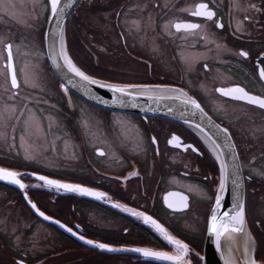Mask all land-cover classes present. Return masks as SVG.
Listing matches in <instances>:
<instances>
[{
	"label": "flooded vegetation",
	"instance_id": "flooded-vegetation-1",
	"mask_svg": "<svg viewBox=\"0 0 264 264\" xmlns=\"http://www.w3.org/2000/svg\"><path fill=\"white\" fill-rule=\"evenodd\" d=\"M41 3L39 11L33 0H0V168L17 172L24 184L23 192L0 184V264H169L130 251L148 248L171 255L175 246L117 204L156 220L188 245L185 264H201L220 183L212 152L182 124L111 112L81 100L62 88L51 70L50 89L41 88L37 81L44 79L38 77L37 88H25L35 81L23 76L24 64L33 58L23 64L24 45L38 43L44 50L49 7L48 0ZM201 3L214 13L212 20L191 15ZM88 14L100 16L101 24L86 20ZM176 23L201 27L177 31ZM71 32L80 38L72 39ZM66 38L71 60L91 78L180 89L228 131L244 178L253 258L264 264V109L217 91L243 88L264 99V0H82L67 20ZM44 61L48 65L46 56ZM44 111L62 127L59 133H66L68 167L53 162L56 149L44 156L23 152L28 128L37 127L25 119L27 113L50 134ZM173 136L179 147L169 143ZM29 174L104 197L62 192ZM24 196L49 219L38 216ZM181 197L187 198V208Z\"/></svg>",
	"mask_w": 264,
	"mask_h": 264
},
{
	"label": "water",
	"instance_id": "water-1",
	"mask_svg": "<svg viewBox=\"0 0 264 264\" xmlns=\"http://www.w3.org/2000/svg\"><path fill=\"white\" fill-rule=\"evenodd\" d=\"M81 1L82 0H60L58 10L56 14L53 15L50 0H48L49 10L44 31V50L49 67L54 76L59 81L62 88L71 91L75 96L91 105L111 112L173 121L190 128L197 134L203 144L212 152L220 173L219 187L214 204L208 216L204 247L202 256L200 257L201 264H229L226 260L227 254L234 257L236 264H246L242 257V242L244 238H251V235L248 230L245 214V184L237 150L230 134L225 128L218 125L196 100L197 104L200 105L199 109L193 107L191 103H185L189 98L191 100L194 99L180 89L166 86L110 83L93 79L84 73L91 80L97 81V83L93 84L82 80L79 76L71 72L61 52V39L63 40V53L71 60L66 47V21L71 12ZM72 63L74 65L73 61ZM101 84L123 88L127 94L113 92L110 87L99 86ZM221 129L226 130V133ZM29 175L33 179L45 183L44 180L38 179L41 175ZM17 179L19 180L18 176ZM45 179L53 180L48 177H45ZM221 180H223L222 190L220 187ZM57 182L62 183L60 181ZM0 184L14 187L23 192V189H21L19 185L11 183L9 180L0 179ZM58 190L68 192L64 189ZM73 193L98 200L95 196L84 195L79 192ZM218 196L220 198V203L217 206L216 200ZM24 199L28 206L38 215V211L36 208L32 207V203L29 199L26 196H24ZM240 203L244 205L245 222L243 229L237 233L229 231L221 236L220 248L218 250L216 246V235L209 232L210 221L215 215L217 217L216 223L220 225L221 222L226 221L227 216L235 215L236 211H238L237 205ZM136 253L143 256L141 253ZM148 258L155 259L152 257ZM159 261L175 264L174 261Z\"/></svg>",
	"mask_w": 264,
	"mask_h": 264
},
{
	"label": "snow or ice",
	"instance_id": "snow-or-ice-1",
	"mask_svg": "<svg viewBox=\"0 0 264 264\" xmlns=\"http://www.w3.org/2000/svg\"><path fill=\"white\" fill-rule=\"evenodd\" d=\"M60 0H50L51 4V11L53 15L56 14L58 10ZM188 11L187 9H185ZM191 15L197 16V17H203L206 18L207 20H212L214 13L212 11L208 10L207 4L201 3L199 4L195 11L191 12ZM167 27V26H165ZM177 31L180 30H195L201 27V25L196 24V23H190V24H184V23H176L174 25ZM216 27H222L220 24H216ZM9 48V67H11V45L8 46ZM61 52L63 54L64 61L69 68L71 72H73L76 76H79L82 80L88 81L89 83H97L95 80H91L88 76H86L83 72H81L78 68H76L72 61L68 58V56L63 53V40L61 39ZM240 56H246L247 53L245 52H240ZM260 77L261 79H264V70L260 72ZM101 87H110L111 91L113 92H120V93H125V90L123 88H118V87H111L108 85H99ZM12 87L15 88L17 87V81L15 76L12 77ZM217 91H220L222 95L224 96H230L232 99L235 100H245L249 104H253L258 106L261 109H264V99L255 97V96H250L243 88H231L228 90H223V89H218ZM183 95V94H182ZM185 103H191L193 107L199 109L200 105L197 104L195 100H191L190 98L185 101ZM30 120L32 119L31 117L29 118ZM222 131L226 130L221 129ZM155 142V140L153 141ZM170 144H173L176 147L180 146V141L176 136H173L172 139L169 141ZM188 147H191L189 145ZM192 151H196L195 148L192 149ZM103 155V153H101ZM19 174L14 171H9L7 169L0 168V179L4 180H9L11 183L19 185L21 189L24 188V184L20 182V180L17 179V176ZM40 180H44L45 184L56 187L58 189H64L65 191L68 192H79L84 195H91L95 196L97 199H100L104 197V193L102 192H92L89 189L86 188H81L79 185H71V184H62L54 180H47L45 177H38ZM239 186V185H237ZM221 190L223 189V180H221ZM182 201V208H187L188 203H187V198L186 197H181L180 198ZM220 203V198L219 196L217 197L216 204L217 206ZM114 207H120L122 211H130L132 215L140 217L144 220L146 224L150 223L164 238L167 240L170 244L175 246V252L174 254H168L167 252H159V251H153L148 248H134L130 249V251L133 252H138L141 253L144 257H152L158 260H168V261H174L175 264H185V257L188 255L189 248L187 244L182 243L180 240L175 239L174 237L170 236L164 228L161 227L160 224L156 222V220L152 219L150 216H145L144 213L142 212H135L131 211L127 208L122 207L121 205H113ZM33 208H36L35 204H32ZM169 207H173V205L169 204ZM238 211H236L235 215H230L227 216L226 221L221 222L220 225H217V217L214 215L210 221L209 224V232L213 233L216 235V246L217 249L219 250L220 248V237L223 236L227 232H232V233H237L242 231L243 225L245 222V214H244V205L242 203L237 205ZM179 210V209H178ZM40 216H43L45 220L49 219L48 216H45L43 212H39ZM63 227V225H61ZM83 239V237H81ZM88 244H92L93 241L87 240L85 241ZM96 247H99L101 249H107L109 251H114L115 249L108 248L107 245L105 244H97ZM246 254H247V249H246ZM250 264H256V261L252 259L250 261Z\"/></svg>",
	"mask_w": 264,
	"mask_h": 264
},
{
	"label": "rangeland",
	"instance_id": "rangeland-1",
	"mask_svg": "<svg viewBox=\"0 0 264 264\" xmlns=\"http://www.w3.org/2000/svg\"><path fill=\"white\" fill-rule=\"evenodd\" d=\"M41 1L40 0H33V3H35V5L39 11H42L41 9L43 7ZM103 5H104V1L101 2L102 8H103ZM105 6H106V3H105ZM85 19L88 20L90 23L94 22L97 24L98 23L101 24L100 16H98L97 18H94L93 16L90 17L88 14V15H86ZM70 35H71L72 39H74V40L76 37L80 38V35H78L76 32H71ZM22 49L23 48H20L21 52H22ZM74 49L77 52H80V50H81L80 45L75 44ZM23 52H24V55L21 56V60L23 61V64L27 63V59H25V58H27L29 56L33 57L32 61L30 63L24 64L26 66L24 68V70L22 69L23 76H24L25 80L28 81V79H32V81H35L34 78H37V77L39 79L43 78L44 79L43 81H39L37 79L38 84L41 85V86L40 85L39 86L41 88L50 89L51 88L50 85L52 83V80H50L51 79L50 73H49L50 69H49L48 65L46 64V62L44 61L45 53H44V50L42 48V45L40 47V45L38 43H33V44L27 43L24 45V51ZM22 57H24V59ZM32 73H33V75H32ZM28 87L37 88L38 85H36V81H35V83L33 85L25 86V88H28ZM58 92H59V90H58ZM63 92H65V91L63 90ZM26 98H29V97H26ZM44 113L47 115L46 119L48 120V126L51 129L50 134H44V128L41 125V123L38 121V119L36 117H33V115H28V113H27L25 115V119L27 121H29V123L31 121H36L37 127L36 128H30V132H29V128H28V135H26L27 137H25V142L23 144L25 151L23 149L22 150L25 154H28V155L32 154L33 152H39L40 151V153L38 155L44 156L43 152H49V151L53 152V150L56 149V151H58V154L57 155H55V154L51 155V157L54 159L53 162L57 161L58 165L68 167V165H69V161H68V159H69V156H68L69 144H68V141L69 140L66 138V133L60 134L59 131H63V130H61L62 127L55 125V123H54L55 119L52 116H50L47 111H44ZM30 117L32 118L31 120L29 119ZM29 123H26V125ZM35 141H38V142H35ZM34 142H35V144H34ZM21 146H22V144H21ZM245 214H246V211H245ZM248 230H249V228H248Z\"/></svg>",
	"mask_w": 264,
	"mask_h": 264
},
{
	"label": "bare ground",
	"instance_id": "bare-ground-1",
	"mask_svg": "<svg viewBox=\"0 0 264 264\" xmlns=\"http://www.w3.org/2000/svg\"><path fill=\"white\" fill-rule=\"evenodd\" d=\"M249 236V235H248ZM247 249V254H246ZM242 257L246 264H250V261L253 259V252H252V242L250 238H244L242 242ZM226 260L229 264H236L234 257L230 254L226 255Z\"/></svg>",
	"mask_w": 264,
	"mask_h": 264
}]
</instances>
